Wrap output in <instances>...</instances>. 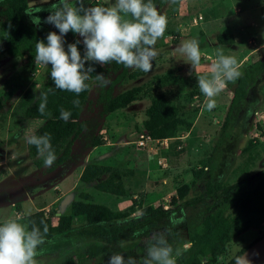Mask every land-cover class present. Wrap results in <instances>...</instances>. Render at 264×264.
<instances>
[{"label":"rangeland","instance_id":"374dc122","mask_svg":"<svg viewBox=\"0 0 264 264\" xmlns=\"http://www.w3.org/2000/svg\"><path fill=\"white\" fill-rule=\"evenodd\" d=\"M1 1V0H0ZM111 6L114 0H105ZM57 0H28L29 8L40 9L33 13L41 18L37 26L43 35L59 30L44 20L50 14V9ZM96 0H84L85 6H92ZM75 4L76 0H71ZM0 3V10H1ZM161 14L168 21L164 35L157 41L155 48L158 52L153 60L151 72H143L131 68L136 76L127 78L116 87V93L133 87H140L137 99L127 107L109 113L100 130L103 144L93 147L84 159L77 165L66 163L53 171H48L45 165L37 166L28 153L26 134L18 133L21 120H30L41 126L40 118H27L23 109L18 105L26 90H33L35 96L41 93L42 85L51 65H37L30 53H25L19 47L9 48L0 40V96L3 98V108L0 111V202L23 206L26 213L44 210L50 215L53 223L60 214L70 213V204L81 191L89 193L88 201L106 204L113 210L125 209L132 201L141 200L145 205L156 207L167 204L168 208L175 205L168 203L171 194L177 193V187L183 182L193 180V172L200 168L212 152V146L217 139L229 106L232 90L236 81L228 82L227 87L216 97V107L208 111L204 107L205 97L198 88V76L207 75L212 60L218 51L233 56L240 65L241 75L250 63L264 54V0H164L159 7ZM198 15L202 19L198 22ZM29 21L32 18L28 15ZM3 20L0 14V21ZM33 23V22H32ZM225 32L234 36L233 44H220L217 34ZM67 45L80 40L78 48L83 56V38L69 31L64 37ZM196 39L201 50V64L193 68L180 58L176 48L182 41ZM91 63L87 62L86 67ZM261 90L251 92L247 108L237 117L231 127V136L219 159L216 177L223 180L227 189L222 196L226 201L221 204L226 213L234 211L232 207V188L236 182L251 181L264 169V140L259 141L254 127L260 124L264 127L259 115L264 106L256 108V103L264 95V81L260 82ZM98 93L97 83H92L88 102L82 107L80 118L89 117L96 108ZM165 94L170 103L180 105L181 123L174 136L161 140L137 144L140 136L145 134L143 120L146 118L145 109L151 98ZM256 108V110H255ZM256 138L255 146L249 151H242L247 142ZM75 150L79 145L75 144ZM181 151L180 153H177ZM111 165L121 171L125 196H117L99 191L91 183H83L78 179L84 161ZM65 172L67 183L58 181V171ZM205 179H200L197 193L204 190ZM202 183V184H201ZM68 188V189H67ZM39 191L38 193H35ZM195 190L187 195H196ZM30 194L31 205L25 201V194ZM166 201V202H165ZM180 200L176 199V204ZM211 200L206 199L185 207L187 220L180 221L177 230L179 249L189 243L185 241L187 222L197 224L204 214L216 209ZM229 207V208H228ZM138 213V211H137ZM6 220V219H5ZM24 223L25 219H22ZM3 222H0L2 224ZM80 221L75 220V228L81 227ZM264 235V222L260 228H249L234 238L227 249L225 260L233 257L242 247L249 245L258 237ZM97 242L90 236L71 233L59 235L46 245L37 249L36 264H54L66 254L74 257L75 264L79 261L77 252L83 250L89 243ZM120 247V246H119Z\"/></svg>","mask_w":264,"mask_h":264},{"label":"trees","instance_id":"16d2710c","mask_svg":"<svg viewBox=\"0 0 264 264\" xmlns=\"http://www.w3.org/2000/svg\"><path fill=\"white\" fill-rule=\"evenodd\" d=\"M152 2L159 11L164 0H152ZM0 3L2 7L0 14L3 17L0 21V40L9 48L19 47L33 57L36 42L39 40L47 42V35L41 34L37 26L29 21L26 12L29 8L28 0H1ZM97 5L108 6L102 0H97L92 6ZM217 41L220 44H233L234 36L231 33L221 32L217 34ZM93 66L95 71L88 73L89 79L86 81L88 88L79 95L56 88L51 80L50 67L41 88V92L47 95V106L43 115L37 111L40 101L33 90H26L18 101V105L24 108L25 117L44 120L43 124L29 136L47 133L51 137L50 142L56 159L52 166L47 168L50 172L66 163L79 164L91 148L103 144L100 130L106 116L133 103L141 90L137 86L116 93L118 85L127 78L136 76V73L131 72V68L115 62ZM100 73L110 80L107 86L98 85L96 75ZM262 80L264 81V54L250 63L237 79L221 131L212 146V152L203 165L193 172V180L183 182L177 187L178 197L172 198L171 204L175 205L172 208H165L162 205L152 207L134 199L125 209L113 210L105 204L88 201L89 193L81 191L71 202L70 213L60 214L56 224H53L50 215H46L44 210H35L26 217L27 229L31 230L33 226L40 229L44 241L40 246L46 245L59 235L71 233L95 238L97 242L89 243L83 250L77 252L79 261L83 264H108L110 256L116 252L124 256L126 264L128 258L134 259L136 264H143L147 258L148 248L154 243L153 237L160 235H163L173 247L177 264L218 262L234 264L242 252L260 238L242 247L228 260L224 259L228 246L234 238L249 228H260L264 222V169L249 182L239 181L233 184L231 203L234 211L230 214L221 206L229 196L223 197V190L229 186L225 185L223 180H218L215 172L223 149L231 136L232 125L242 110L247 108L251 92L255 89L262 91L260 85ZM93 82L98 85L96 108L89 117L81 119V110L88 102ZM74 100H79V104H74ZM263 106L264 95L256 103V108ZM2 108L3 98L0 96V111ZM61 108L71 112L67 122L60 118ZM181 109L180 105L170 103L165 94L152 97L145 109L146 118L143 120L145 131L153 139L160 141L174 136L181 123ZM75 144L79 145L78 150H75ZM253 146L255 142L249 140L242 151H249ZM27 148L29 155L35 159L34 163L37 166L44 165L36 146L27 143ZM200 179H205V182L201 181L204 182V190L197 193ZM79 180L83 183H91L95 189L109 194L125 196L127 192L121 171L111 165L88 162ZM192 190L197 194L187 198ZM176 199L180 200L178 204ZM206 199L211 200L208 209H211L212 205L216 206V209L204 214L197 224L187 222L189 225L185 241L189 245L187 248L179 249L176 229L182 219L187 220L185 207ZM75 220L81 223L78 229L75 228ZM173 221L178 223L174 224ZM45 226L48 229L46 233ZM120 242H124L126 247H119ZM54 264H75V261L71 254H66Z\"/></svg>","mask_w":264,"mask_h":264},{"label":"clouds","instance_id":"9594fccd","mask_svg":"<svg viewBox=\"0 0 264 264\" xmlns=\"http://www.w3.org/2000/svg\"><path fill=\"white\" fill-rule=\"evenodd\" d=\"M174 2V0H173ZM40 9L26 10L34 25L39 26L41 18L33 15ZM45 23L54 25L59 30L49 32L46 41L39 40L35 44V63L51 65L50 76L55 87L79 95L88 88L86 81L88 73L95 71L94 64L108 65L112 62L126 68H137L143 72H151L153 60L158 52L157 41L164 35L168 21L165 15L158 11L152 0H114L111 6H85L84 0H57L49 10ZM69 31L82 37L84 54L78 48L77 40L67 45L65 39ZM180 58L190 63L195 69L201 64V50L198 40L182 41L176 48ZM87 62H92L86 67ZM240 65L233 56L218 51L212 60L207 75L198 76V88L204 95V107L211 111L216 107L215 97L221 93L228 82L236 81L240 76ZM100 87L107 86L110 80L103 73L96 75ZM40 101L37 111L45 114L47 95L41 92L37 97ZM79 104V100H74ZM71 117V112L60 109V118L65 122ZM51 137L31 135L26 137V143L35 145L39 156L46 167L52 166L56 156L52 150ZM254 141V140H253ZM256 142V141H255ZM174 224L178 221H173ZM48 231L47 226L44 232ZM154 243L147 250V258L143 264H177L174 249L163 235L154 236ZM43 237L38 227L28 230L17 219H8L0 224V264H36L38 247L43 244ZM120 247H126L120 242ZM185 248L188 247L186 244ZM238 264H250L245 256L237 258ZM108 264H126L124 256L113 253ZM127 264H136L128 258Z\"/></svg>","mask_w":264,"mask_h":264},{"label":"crops","instance_id":"0c3cea01","mask_svg":"<svg viewBox=\"0 0 264 264\" xmlns=\"http://www.w3.org/2000/svg\"><path fill=\"white\" fill-rule=\"evenodd\" d=\"M102 1H105V0H102ZM41 120L44 122L43 119H41ZM32 123L33 122L30 121V120H28V119L25 120V122H23L21 120V122H20V128L18 129V133H20V135H22V133H27L29 131V129L31 131L33 128H30V124H31V126H34V129H33V132H34L36 129H38V125L32 124ZM29 135H30V133H27L26 136H25V138L28 137ZM4 162H5V160L1 158L0 159V163H4ZM84 163H85L84 164V166H85L86 163H88V159L86 161H84ZM84 166H83V168H84ZM83 168H81V170L79 172L78 179L80 177V174H81ZM57 171L59 173L57 175V176H59V179H57L55 182H53L54 185H55L54 187L58 186V181L60 182V184H62V182L64 181V183H67V185L70 187L72 181H70L69 179H66L68 176L65 174V172H62V171L59 172V170H57ZM38 192L39 191H37L35 193H38ZM25 201L28 203V205H31L33 203L32 202L33 200H31V197H30V194L29 193L28 194H25ZM23 212H25V208L23 206L21 207L20 205H17V204L14 205V203H12L11 201H8L7 203H1L0 202V222H5L6 220L12 218V219H17L18 222L22 223L21 221H23L22 219L24 218L25 221L22 224L25 225L26 228H27L26 217L28 216L29 213H26L25 215H23ZM56 223H57V220L53 224H56Z\"/></svg>","mask_w":264,"mask_h":264},{"label":"water","instance_id":"95a60500","mask_svg":"<svg viewBox=\"0 0 264 264\" xmlns=\"http://www.w3.org/2000/svg\"><path fill=\"white\" fill-rule=\"evenodd\" d=\"M245 256L250 260V264H264V235L248 246L239 258ZM234 264H238V260Z\"/></svg>","mask_w":264,"mask_h":264},{"label":"built area","instance_id":"2783aa9c","mask_svg":"<svg viewBox=\"0 0 264 264\" xmlns=\"http://www.w3.org/2000/svg\"><path fill=\"white\" fill-rule=\"evenodd\" d=\"M200 19H202V16L201 15H198V22H199V20ZM260 117V119H263V121H264V109H263V111L260 113V115H259ZM258 132H256V135H257V137H258V139H259V141H262V140H264V127L263 128H260V124H255V127H254ZM167 139V138H166ZM251 139H253L254 141H256V138H253L252 136H251ZM151 142V141H160V140H155V139H153L147 132H145V134H143L142 136H140V139L138 140V142H137V144L139 145V146H141V145H144L145 144V142ZM173 197H175V198H177L178 197V195H177V193H175V194H171L170 196H169V199L167 200V202L168 203H171V200H172V198ZM166 202V201H165ZM163 206L165 207V208H168L167 207V204H163ZM213 264H219V262L218 263H213Z\"/></svg>","mask_w":264,"mask_h":264}]
</instances>
